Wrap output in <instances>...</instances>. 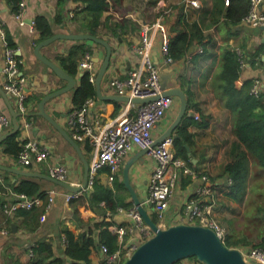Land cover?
<instances>
[{
	"label": "crops",
	"instance_id": "crops-1",
	"mask_svg": "<svg viewBox=\"0 0 264 264\" xmlns=\"http://www.w3.org/2000/svg\"><path fill=\"white\" fill-rule=\"evenodd\" d=\"M108 1H111L112 5L109 10L105 11L102 18L104 24L99 28V31L104 35L102 37L107 39L113 46L111 65L102 83L104 94L111 93L107 85V78L109 76L125 77L128 75L130 69L139 64L140 55L136 47L142 43V29L145 23L162 17L168 27L169 35L173 38L178 30L184 28V21L181 20L183 17L187 22L198 21L203 27L205 34L212 37L213 41L211 45H213V48L208 51L211 56L199 62L193 60L196 54H200L198 52L199 44L194 46L193 50L185 58L175 60L173 63L167 62L166 55L161 49L162 37L160 35H157L155 39L152 54L155 62L161 66L162 73L166 71L170 72L171 69L174 70L169 83L171 86L176 85L181 88H189L192 91V101L201 111L193 107L189 110V113L194 114V112H199L200 115L207 116L209 123L206 127L200 125H191L189 127L190 131L194 133L195 139L194 147L191 149L193 156L198 159V168L211 173L214 190V214L225 227L227 231L226 236H230V241L233 243L232 247H239L243 250L261 247L260 245L264 244V172L259 173L258 168L251 161L246 195L243 199H236L230 194L231 184H229L228 175L224 171L226 164L233 160L238 151L234 150L233 147L237 137L232 131V112L224 107L215 96L210 84L209 75L216 65L215 63L220 59L221 46L224 44L223 34L210 20L214 0H199V6L187 5V1L189 0H123L120 5L114 4L113 0ZM26 2L21 20L16 17L13 6L8 0H0V85L2 86L3 82L2 69L5 56V49L1 38V29L4 28L5 31H9L18 46L17 54L21 56L23 72L29 81L28 88L33 93L36 92L43 97L45 94L63 87L66 85V82L50 66L42 62L34 52L35 47L39 43H37V40L40 36L39 31L35 28V19L38 15H45L52 24L54 34L78 33L74 30L75 25H77L74 15L77 10L84 6V3L81 0H26ZM158 5H165L162 12L159 11ZM261 7L264 11V0ZM60 9L63 16H65L67 26H64V24H61V21L58 22L57 20V14ZM121 20H125L124 26L120 28V33L115 34L108 25L114 21ZM106 22L108 25L105 24ZM243 25L248 27L252 32L249 46H256L260 41H263L264 28L249 25L245 20L243 21ZM214 28L218 31L219 39L213 34ZM74 41V39H59L43 47L42 52L57 63L56 57L59 54L66 53ZM231 42H234V39H231ZM89 43L92 46L95 58H99L101 62L106 55L105 46L93 41H89ZM262 76H264V66H253L247 60L242 71V81ZM72 94L73 91L65 93L55 97L47 104L48 111L55 116L57 121L70 134L72 130L69 123V113L74 107ZM117 102L121 106V110L117 114H115L116 104L114 101L109 102V100H103L99 97L97 106L93 107V110L103 111L105 119H109L117 116L128 104L125 101ZM180 103V98L174 97L173 104L169 108L167 115L155 130L156 136L159 137L172 124L179 111ZM33 107L29 108L30 110L35 109L31 120L28 119L27 115V117L22 114L20 116L22 122L20 139L37 138L51 150L48 160L41 164L39 168H33L41 172L43 170L48 171L50 164L60 162L70 169L71 179L83 183L86 166L77 149L45 117L37 114L38 106L36 108ZM0 111L9 112L1 94ZM200 119L202 120V118ZM27 120L30 121V125L26 127L25 122ZM80 145L85 158L90 164L92 157L91 149L88 150V146L90 145L83 143H80ZM141 150L139 147L131 149L125 157V163L130 157ZM0 163L24 168V166L16 164V160L8 156L2 150L1 145ZM154 165L155 161L146 153L139 158L133 168L132 182L139 196L143 199L148 194L149 177L151 168ZM0 177L2 178L1 173ZM18 178L19 175L15 174L13 180H18ZM100 178L104 183L113 186L114 182H108L105 172ZM118 178L124 184L123 170L119 173ZM41 180L45 188L55 189L58 192L55 204L50 211H46L43 220L35 231L25 230L21 226L22 218L16 217L15 214L11 215V217L18 220V223H13L16 224L17 228L15 232L10 230L7 218L0 210V264L28 263L34 254L33 247L41 239H45L52 244L57 256L66 257L64 229L70 228L77 235L82 234L87 227L80 218L86 220L90 217H95L96 220L105 219L111 221L113 222L110 227L112 231L115 226H125L127 234L121 247L125 248L129 244L139 240L140 230L133 224V219L129 214L130 209L135 203L132 201L130 191L125 184V189H122V192L127 196L126 202L129 203V206H120L116 213L108 210L107 216L104 217L103 214L94 212L91 208L82 205L79 207L81 214L79 218L75 216L70 202L66 200V193L62 192L61 187L49 180ZM195 184V180L188 186H184L182 182L180 183L168 210V214L172 217L170 219L171 223L174 224L180 221L179 212L182 213L184 203L189 198ZM5 229L8 230V233L3 232ZM91 258L93 264H101L103 262L105 253L102 251L100 245L94 248ZM196 262V259L189 257L183 259L181 264H197Z\"/></svg>",
	"mask_w": 264,
	"mask_h": 264
},
{
	"label": "trees",
	"instance_id": "trees-1",
	"mask_svg": "<svg viewBox=\"0 0 264 264\" xmlns=\"http://www.w3.org/2000/svg\"><path fill=\"white\" fill-rule=\"evenodd\" d=\"M13 6L14 13L20 11L21 0H8ZM84 6L77 10L74 20L77 22L75 31L88 32L93 35L104 36L99 28L104 24L103 15L111 7V1L108 0H81ZM114 4L120 5L123 0H113ZM252 0H230L226 5L225 0H214L213 9L210 14L212 24L223 34L224 44L221 46L220 59L213 67L210 73V84L215 96L221 101L224 107L228 108L233 115L232 131L237 137L234 142V150L237 154L233 160L225 166V173L232 177L233 183L230 185V194L236 199H243L246 195L251 168L253 161L259 173L264 172V92L256 95L252 92L255 78H248L242 81L243 60L251 62L253 66H264V41H260L256 46H249L251 31L243 25L245 16L250 12ZM58 22L67 26L65 16L61 9L57 14ZM184 28L178 30L177 34L171 39L169 51L174 60L185 58L192 47L197 44L202 45L204 52L198 53L193 57L195 62H199L209 56L208 51L213 48L211 45L213 39L210 35L205 34L203 27L198 21L187 22L183 17ZM125 20L114 21L108 25L115 34L120 33V28L124 26ZM35 28L39 31L40 36L37 43L54 35L51 22L45 15H38L35 19ZM6 39L8 46L17 50L18 46L8 30H6ZM234 39V42H231ZM240 50V51H239ZM87 53L93 54L92 46L88 40H75L66 53L59 54L56 57L57 63L69 74L79 78L78 85L73 91L72 101L74 108H80L90 97H97L95 83L90 80L88 71L81 75L80 62ZM17 58L21 56L17 54ZM216 62V61H215ZM23 71V64H20ZM241 83V84H240ZM188 97V111L191 108L201 109L192 101V91L184 88ZM42 99V95L31 93L26 104L36 108ZM113 102V101H109ZM116 104L117 114L121 110L120 103ZM35 109L26 114L31 120ZM202 114V112H201ZM197 119L194 114L186 115L181 124L177 127L179 138H174L175 154L183 157L190 166L198 168L199 164L194 163L188 154L186 144L194 147V133L190 131L191 125L207 126L208 120L206 115H201ZM21 119V117H20ZM21 130L5 139L1 146L2 150L10 157L18 160L26 140H21ZM91 147L88 146V150ZM42 172H48L43 170ZM104 172L109 173L110 168H105ZM2 179H0V210L5 214L8 227L12 230V224L18 223L14 217L7 215L4 211V203L10 197L16 200V195H12L8 187L14 193H23L30 198L40 196L44 198L45 203L31 209L19 208L15 216L22 218L21 226L25 230L35 231L46 213V203L49 200L48 188L43 186L40 178L19 176L14 181L15 174L11 171L0 169ZM18 176V175H17ZM113 186L104 183L101 178H97L94 187L84 194L73 198L70 204L76 217L81 216L79 207L85 205L94 212L101 213L106 217L107 211L112 213L118 212L120 206H129L126 202L127 196L122 192L125 189L124 184L118 176L113 181ZM193 182L191 176H185L182 184L188 186ZM8 216V217H7ZM86 230L77 235L70 228L64 229L65 235V254L66 257H59L55 254L53 246L45 239L38 241L33 247V257L26 264H93L91 254L97 245L105 244L108 247V253L112 254L121 248L117 235L110 229L113 222L105 219L96 220L95 217L82 219ZM97 232V233H96ZM96 233V234H95ZM98 234V238H97ZM225 243L232 247L230 236L225 237ZM264 249V244L260 245ZM124 249V247H122ZM190 258L196 259L195 256ZM70 259V260H69ZM183 260V259H182ZM182 260L178 261L181 264ZM101 264H107L104 258Z\"/></svg>",
	"mask_w": 264,
	"mask_h": 264
},
{
	"label": "built area",
	"instance_id": "built-area-1",
	"mask_svg": "<svg viewBox=\"0 0 264 264\" xmlns=\"http://www.w3.org/2000/svg\"><path fill=\"white\" fill-rule=\"evenodd\" d=\"M262 2L263 0H252L251 10L244 19L249 25L255 27L264 26ZM26 3V0H21V9L15 13L16 17L21 20ZM225 3L228 5L230 0H225ZM187 5L199 6L200 2L199 0H189ZM164 6L158 5L160 12L163 11ZM213 34L219 39L218 31L215 28L213 29ZM157 35L162 37L161 49L166 55L167 62L173 63L175 60L169 51L172 38L168 33L166 23L162 17H158L143 26L142 43L136 47L140 55L139 64L130 69L125 77L109 76L107 78L110 94L157 98L144 103L127 102L128 104L124 110L109 119H105L103 111L93 110V107L97 106L98 96L88 98L80 108L73 107L71 109L69 113L71 135L80 143L91 146L92 157L87 188L82 192H66V200L70 202L73 198L92 189L96 179L103 176L105 168H110V172L105 173L108 182L112 183L119 173L122 172L125 157L131 149L135 147L148 149L147 154L155 161V165L151 168L148 194L144 199L142 198L141 203L146 206L148 213L151 214L155 222L161 227H168L173 224L170 222L172 217L168 214L169 207L183 177L191 176L193 181H196V184L189 198L184 203L182 217H179V222L212 227L225 240L227 231L214 214V190L211 173L192 167L183 157L177 156L175 154L173 136L155 143L158 137L155 135V130L167 115L174 101L173 96L163 95L161 87L162 68L153 58L152 51ZM1 38L5 49L2 87L11 96L15 109L27 117L26 114L29 112L30 107L26 104V100L33 92L28 88L29 81L20 67L22 60L17 58V50L8 46L4 28L1 29ZM198 52H204L202 45H199ZM245 64L246 61L243 60V65L245 66ZM99 68L100 62L95 61V56L91 53H87L80 62L81 73L88 71L90 80L93 83H96ZM262 77L256 78L253 85L252 92L256 95L264 92V78ZM194 115L197 119L201 118L199 112H194ZM29 125L30 121L27 120L25 126ZM11 128V114L8 111H0V134L7 133ZM50 155L51 150L37 138L32 137L26 139L24 149L19 159L16 160V164L33 170V167L39 168L41 164L45 163ZM70 172V169L63 163L53 162L49 165L48 173L50 175L75 186L81 185V182L71 179ZM0 179L2 178L0 177ZM228 181L229 184H232V177H228ZM8 190L12 195H16V200L10 197L4 203V211L9 216L14 215L19 208L31 209L45 203L44 198L40 196L30 198L23 193H14L9 187ZM57 192L55 189L48 190L47 212L55 204ZM129 214L133 219V224L140 230L139 240L129 244L124 249L121 247L112 254L108 253L107 245L102 244L101 249L105 253L107 264H123L138 245L154 233L152 227L145 222L136 204L130 209ZM113 231L117 235L119 243L123 244L127 228L125 226H115ZM3 232L8 233V230L5 229ZM241 250L246 259L258 260L264 263L263 248L252 247L248 250ZM196 263L203 264L199 261ZM175 264L180 263L177 262Z\"/></svg>",
	"mask_w": 264,
	"mask_h": 264
},
{
	"label": "water",
	"instance_id": "water-1",
	"mask_svg": "<svg viewBox=\"0 0 264 264\" xmlns=\"http://www.w3.org/2000/svg\"><path fill=\"white\" fill-rule=\"evenodd\" d=\"M262 28H264V26H262ZM59 39L88 40L105 46V58L101 62L99 58H95V61L100 62V68L95 83L97 96L100 99L109 101L144 103L157 97L139 98L128 95L103 93L102 83L111 65L113 55L112 44L103 37H99L88 32L55 33L51 37L44 39L37 44L34 51L36 56L42 62L50 66L53 71L66 82V85L63 87L49 92L42 97L38 104L37 114L45 117L49 123L58 129L60 133L77 149L86 166L85 179L81 185L75 186L65 180H60L49 173L41 172L39 170L19 168L3 163H0V169L11 171L19 176L49 180L60 186L62 192L64 193L82 192L88 186L90 172L89 161L85 158L80 143L72 137L68 130L62 126L57 121L55 116H53L47 109V104L52 99L65 93L74 91L78 85L77 77H74L66 72L58 63L47 57L42 52L43 47L50 45ZM193 48L194 47H192L190 51H192ZM82 74L83 73H81V75ZM173 74V69H171L170 72L166 71L165 73H162L161 87L163 89V95L180 98V108L172 124L166 129L164 133L157 137L155 143H158L169 136L179 138L180 135L176 132L177 127L181 124L183 118L186 115H191L188 111V97L185 90L176 85L171 86L169 84ZM0 94L7 104V108L9 109V112L12 116L13 123V127L10 131L0 134L1 145L5 139L21 130L22 122L20 119L21 113L15 109L11 100V96L1 85ZM186 146L192 161L197 163L198 159L193 156L191 146L189 144H186ZM147 152L148 149H142L126 161L123 168V177L124 184L132 196V201L138 206V209L145 222L152 227L154 233L147 240L141 242L135 251L126 258L123 264H175L182 259L189 258L190 256H195L196 260L203 264H264L258 260L246 259L243 251L239 247H229L225 243V240L212 227L185 222L172 224L168 227L159 226L153 217L148 213L146 206L142 205V198L139 196L132 182L134 165L139 160V158ZM14 181H16V179H14ZM16 228V224H13L12 230L14 232L16 231Z\"/></svg>",
	"mask_w": 264,
	"mask_h": 264
},
{
	"label": "rangeland",
	"instance_id": "rangeland-1",
	"mask_svg": "<svg viewBox=\"0 0 264 264\" xmlns=\"http://www.w3.org/2000/svg\"><path fill=\"white\" fill-rule=\"evenodd\" d=\"M179 217H180V218L182 217V213H181V212H179Z\"/></svg>",
	"mask_w": 264,
	"mask_h": 264
}]
</instances>
